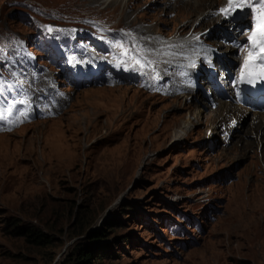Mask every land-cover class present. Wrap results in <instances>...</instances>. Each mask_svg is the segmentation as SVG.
Segmentation results:
<instances>
[{
    "label": "rangeland",
    "instance_id": "374dc122",
    "mask_svg": "<svg viewBox=\"0 0 264 264\" xmlns=\"http://www.w3.org/2000/svg\"><path fill=\"white\" fill-rule=\"evenodd\" d=\"M31 1L62 15L77 2L76 9L108 15V26L118 23L131 32L146 27L184 34L198 26L194 0L172 6L163 0ZM249 3L254 10L264 6ZM33 6L0 0V33L9 27L30 34L32 22L20 17L36 16ZM85 20L81 40L103 34ZM45 22H38L41 28ZM78 23L62 29L75 33ZM49 38L62 49L55 34ZM7 48L16 50L13 43ZM244 49L247 43L241 55ZM226 54L234 57L232 50ZM66 89L70 98L59 116L0 134V264H72L80 250L98 255L91 264H264V126H256L250 113L237 112L239 127L229 143L217 141L211 149L209 138L218 139L213 124L228 116L201 93L165 99L127 82ZM211 127L215 132L208 134ZM183 216L199 219L202 230ZM175 223L183 234L167 229ZM16 226L36 229L50 243H32ZM97 231L105 236L91 240ZM105 246L107 254L101 253Z\"/></svg>",
    "mask_w": 264,
    "mask_h": 264
},
{
    "label": "bare ground",
    "instance_id": "6f19581e",
    "mask_svg": "<svg viewBox=\"0 0 264 264\" xmlns=\"http://www.w3.org/2000/svg\"><path fill=\"white\" fill-rule=\"evenodd\" d=\"M193 2H195V4H197L198 2L201 3V6H196L195 4L192 5V6H190V8L192 9V11H195V10L198 9V12L196 14V15H198V21L196 23H194L195 25H198V26L195 27L193 25V27H192L193 28V31H201L203 29H208L207 32L210 34V33H214L216 27L221 26V25H224L223 24V20L220 19L219 16H217L216 18H211V20H209V21H206L207 18H210L211 8L213 7V5L215 3L214 0H194ZM203 2H205V3H203ZM164 4L167 5L168 2H164ZM196 15L194 17L187 18V21H186V23L184 25L192 22L194 20V18L196 17ZM217 21H218V23H217ZM210 23H214V25L212 27L210 26V28H207L208 25H211ZM262 23H264V15H261V18H260V27L258 29H256L255 32H254V34H253L254 39H255V42H253V43L250 44V48H249L250 51L245 53V55L243 57V60L246 59V58H258L261 55L260 53L264 52V48H262L259 44H257V40H258L259 35H260V28H261V24ZM184 25H182L180 27V29H183L182 27ZM190 29L191 28H188L186 31H188ZM185 39L193 47V53H192V55L194 57V61L195 62H198L202 56H204V55H206L208 53L207 49H205L204 47H201V51H196L195 50V48H200V46L195 45V41L192 39V36L191 35H187ZM254 45H256L255 49L253 47ZM228 53H230V51ZM227 56H228V54H227ZM225 63H227V62L225 61ZM185 97L187 98V96H184V98ZM203 99H205L208 102V100L206 98H203ZM197 102L199 103V105H205L206 104V103H204L202 101V98H200L199 101H197ZM194 108H195V106H193V105L190 106V109L191 110H193ZM222 108L223 109H226V110L227 109H230V111H232L234 114L236 113V111L237 112H241L242 110L243 111L250 112L245 107H236V110H235V108H229V105L228 104H225V103H224V105H223ZM222 108L221 107L216 108L217 111L219 109L220 113H222L221 116L223 115V112H222L223 109ZM240 109H242V110H240ZM251 114H252V120L255 122V125L256 126H259V125L260 126H264V111L251 112ZM195 118L196 119H200V122H201V113L199 111L198 112H195ZM39 121H41V120H39ZM8 134H10V133H8ZM261 134H262V132H261ZM186 135H187V133L184 132V134L182 136H180L178 140L183 139ZM263 167H264V165H263Z\"/></svg>",
    "mask_w": 264,
    "mask_h": 264
},
{
    "label": "trees",
    "instance_id": "16d2710c",
    "mask_svg": "<svg viewBox=\"0 0 264 264\" xmlns=\"http://www.w3.org/2000/svg\"><path fill=\"white\" fill-rule=\"evenodd\" d=\"M16 229H18L22 233V235H25L26 238L32 243H50V240L47 239V236L36 229L27 226H16ZM104 236L105 234L103 233V231H97L89 234L90 239L94 241H100ZM101 253H109L108 246L102 247ZM76 256L77 257L74 259L72 264H91V259L96 260L98 258V255L93 253V250H80L78 253H76Z\"/></svg>",
    "mask_w": 264,
    "mask_h": 264
},
{
    "label": "snow or ice",
    "instance_id": "6c2138e0",
    "mask_svg": "<svg viewBox=\"0 0 264 264\" xmlns=\"http://www.w3.org/2000/svg\"><path fill=\"white\" fill-rule=\"evenodd\" d=\"M257 2L259 3H264V0H257ZM264 15V14H262ZM249 39H251V37H249ZM257 44H259L262 48H264V23L261 24V28H260V35H259V38L257 40ZM254 49L256 47V45L253 46ZM260 63L262 65H264V52H262V54L258 57ZM246 82H249L251 83V81H246Z\"/></svg>",
    "mask_w": 264,
    "mask_h": 264
}]
</instances>
